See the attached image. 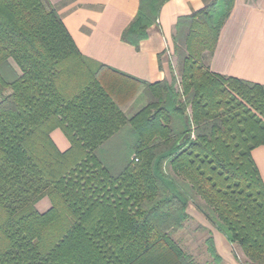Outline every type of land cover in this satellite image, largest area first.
I'll use <instances>...</instances> for the list:
<instances>
[{"label": "trees", "instance_id": "obj_1", "mask_svg": "<svg viewBox=\"0 0 264 264\" xmlns=\"http://www.w3.org/2000/svg\"><path fill=\"white\" fill-rule=\"evenodd\" d=\"M166 1L140 0L122 40L139 49ZM234 6L178 19L177 87L172 65L150 83L83 55L50 0H0V264H200L173 237L196 198L245 264H264V86L208 65Z\"/></svg>", "mask_w": 264, "mask_h": 264}, {"label": "crops", "instance_id": "obj_2", "mask_svg": "<svg viewBox=\"0 0 264 264\" xmlns=\"http://www.w3.org/2000/svg\"><path fill=\"white\" fill-rule=\"evenodd\" d=\"M50 1L83 55L155 83L171 79L170 67L175 64L173 34L178 19L201 9L209 0H167L139 49L124 42L122 34L137 15L140 0ZM208 65L215 74L264 86V0H235ZM51 137L61 151L70 147L60 128ZM252 156L264 181V144L255 147ZM45 199L37 204L41 212L51 205ZM211 235L222 264H241L237 249L222 232L212 231Z\"/></svg>", "mask_w": 264, "mask_h": 264}, {"label": "rangeland", "instance_id": "obj_3", "mask_svg": "<svg viewBox=\"0 0 264 264\" xmlns=\"http://www.w3.org/2000/svg\"><path fill=\"white\" fill-rule=\"evenodd\" d=\"M12 67L19 73L17 65L10 60ZM173 67V74L176 77V86H180V68L178 60L175 58V64ZM139 99V98H138ZM134 100L128 102L125 105V111L130 117L135 111L141 108L146 102L143 100ZM49 200L48 198H46ZM45 199V200H46ZM197 202H203L201 199L196 198L190 202L188 213L190 217L185 221L180 229H177L173 233V237L180 243V245L189 253H191L194 258L200 264H215L207 251V246L205 240L212 234V231H216L214 224L201 212L197 206ZM239 255V256H238ZM240 258V259H239ZM237 259L241 264H245L247 257L244 252L237 249Z\"/></svg>", "mask_w": 264, "mask_h": 264}]
</instances>
